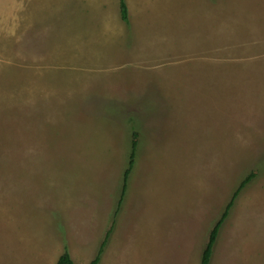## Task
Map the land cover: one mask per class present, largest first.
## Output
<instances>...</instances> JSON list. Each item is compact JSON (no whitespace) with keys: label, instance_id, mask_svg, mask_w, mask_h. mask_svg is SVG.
<instances>
[{"label":"rangeland","instance_id":"rangeland-1","mask_svg":"<svg viewBox=\"0 0 264 264\" xmlns=\"http://www.w3.org/2000/svg\"><path fill=\"white\" fill-rule=\"evenodd\" d=\"M125 3L0 0V264H201L250 176L210 264H264V0Z\"/></svg>","mask_w":264,"mask_h":264},{"label":"trees","instance_id":"trees-1","mask_svg":"<svg viewBox=\"0 0 264 264\" xmlns=\"http://www.w3.org/2000/svg\"><path fill=\"white\" fill-rule=\"evenodd\" d=\"M126 0H119V6H120V15H121V19L123 22L128 23V8L127 5L125 3ZM135 137H137V135L135 134ZM137 147V142L136 139H134V141L132 142V154L130 156V162L128 165V168L126 169L124 175H123V189H122V199L125 195L126 192V185H127V180L130 174V171L132 170L133 164H134V158H135V150ZM253 176H250L248 178H246L244 180V182H242L240 184V186L238 187V189L236 190L232 201L227 205L224 213L222 214L221 218L219 219V221L217 222V224L214 226L212 232L210 233V237H209V242L207 244L206 249L203 252L202 255V259H201V264H210V258H211V254H212V248L216 242L217 239V235H218V231L221 228V226L223 225L225 219L227 218L230 209L232 208V206L234 205V200L236 199V197H238V195L240 194L241 190L250 183L251 179ZM122 201V200H121ZM108 236L106 237L105 241L103 242V245L101 246L98 255L96 256V258L90 263V264H98L101 254H102V250L104 245L106 244V240H107ZM57 264H75L73 262V260L71 259L70 255L66 252L64 253L58 260Z\"/></svg>","mask_w":264,"mask_h":264}]
</instances>
